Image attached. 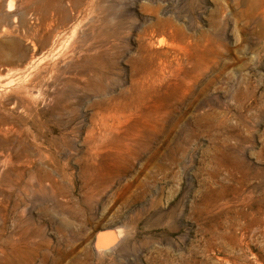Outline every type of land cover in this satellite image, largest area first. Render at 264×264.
Segmentation results:
<instances>
[{"label":"rangeland","instance_id":"1","mask_svg":"<svg viewBox=\"0 0 264 264\" xmlns=\"http://www.w3.org/2000/svg\"><path fill=\"white\" fill-rule=\"evenodd\" d=\"M263 194L264 0H0V264H264Z\"/></svg>","mask_w":264,"mask_h":264},{"label":"bare ground","instance_id":"2","mask_svg":"<svg viewBox=\"0 0 264 264\" xmlns=\"http://www.w3.org/2000/svg\"><path fill=\"white\" fill-rule=\"evenodd\" d=\"M11 69L8 68V71H10ZM21 98H23V97H21ZM20 102L26 107L27 103H24L22 99H20ZM244 206L248 207L249 209L247 212L239 213L240 214L239 216L243 217V218H247L248 215H251V216L253 215L252 220L254 221V224H256V225L259 224L262 227H264V220H263L262 216H258V215L264 214V194L256 196V197H253L252 195H248L244 199ZM240 228L241 227L238 223H236V222L234 224L230 223V221L227 219V216H224V215H221L220 217L217 218V220L215 219L212 222V224L209 225V231L211 232L212 237L216 238L220 242L221 241L226 242L231 247H238V246H242L244 244L245 245L248 244L244 241L243 235L238 236L235 233V230L238 231V230H240ZM262 240L264 243V238ZM259 241H261V239ZM101 242H105V239H102V241H100L99 243H101ZM262 251L264 252V249H262ZM229 254L230 253L228 251H226V256ZM226 261H228V260L226 259ZM233 264H237V262L235 261Z\"/></svg>","mask_w":264,"mask_h":264}]
</instances>
